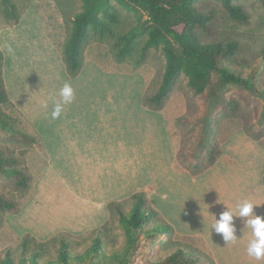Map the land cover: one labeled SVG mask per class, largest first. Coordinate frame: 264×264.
Here are the masks:
<instances>
[{
  "label": "rangeland",
  "instance_id": "obj_1",
  "mask_svg": "<svg viewBox=\"0 0 264 264\" xmlns=\"http://www.w3.org/2000/svg\"><path fill=\"white\" fill-rule=\"evenodd\" d=\"M14 3L19 17L13 24L4 18L0 3L1 70L9 100V104H0V118L34 141L29 143L0 130V149L16 156L19 167L29 176L25 189H17L11 180L0 177V195L18 203L15 212L1 216L0 259L8 249L16 255L25 235L41 242L62 234L70 243L72 256L84 254L96 236L106 252L104 257L84 256L81 261L71 260L68 264H116L109 256L122 252L126 238L123 226L107 207L109 202H123L127 211L129 197L143 191L151 207L167 221L152 201V195L160 188L174 201L165 213L170 219L175 214L180 227L191 228L193 222L197 224L195 205L169 184L182 185L189 196L193 189L190 180L215 166L214 172L219 167L238 165L255 169L254 165H258L256 174L264 186V86L259 88V96L230 84L219 88L224 97L238 100V110L231 115L214 106L216 98L209 92L216 88V79L204 94L194 95L181 75L161 108L149 109L143 106L142 99L158 87L164 59L160 51L149 49L145 59L139 61L144 30L150 25L141 8L125 10L115 3L120 20L113 26L114 32L133 28L139 33L135 50L129 56L118 59L113 38H99L90 31L82 53V67L75 77H70L62 61L61 47L68 37L73 15L81 10L82 0ZM236 3L248 15L245 23L231 20L220 2L202 0L203 11L213 10L215 19L211 32H199V36L204 41H236L235 57L247 63L242 71L244 78L259 86L264 82V6L259 0ZM8 45L14 54H9ZM65 83L71 84L74 99L64 105L60 117L52 119L51 98L62 99L59 92ZM16 99L21 101L23 110ZM208 125L212 128L209 139L220 148L221 155L211 167L193 176V152L202 148L199 141ZM161 131L168 136L166 148L160 139L156 140ZM117 169L130 172L126 176L112 172L117 183L100 185L110 170ZM149 170L152 177L148 180ZM179 178L182 181L175 182ZM126 179L132 180L130 185L136 190L129 189L123 197L112 198L111 192L122 189ZM214 180L196 183L197 198L203 200L211 219L220 209L216 198L229 193L230 187ZM224 204L227 206V202ZM57 245L54 241L40 247L42 258L55 262ZM139 246H143L142 241ZM178 246L209 253L197 235H179L175 231L170 240L163 235L158 237L152 256H162ZM145 258L146 252L139 250L131 264H147Z\"/></svg>",
  "mask_w": 264,
  "mask_h": 264
},
{
  "label": "trees",
  "instance_id": "obj_2",
  "mask_svg": "<svg viewBox=\"0 0 264 264\" xmlns=\"http://www.w3.org/2000/svg\"><path fill=\"white\" fill-rule=\"evenodd\" d=\"M202 0H82L81 10L73 15L68 37L61 47L62 61L70 77H75L82 67V53L92 31L99 38H113V49L118 59L129 56L134 50L139 33L133 28L123 33H115L113 26L119 23L120 17L115 3L125 10L141 8L150 20L144 30L145 39L140 47L139 61H143L149 49L160 51L164 59V69L158 87L143 96V106L159 110L169 97L179 77L186 78V84L194 95L204 94L216 79L215 89L209 93L215 96V108L225 114L234 115L238 110V100L233 96L224 97L219 88L234 85L253 96H259V88L244 78L242 71L247 63L237 59L238 44L234 40L204 41L199 32L210 33L215 19V12L203 11ZM220 2L227 16L236 22L245 23L248 15L236 0H215ZM264 6V0H259ZM3 16L10 23H17L19 14L14 0H0ZM264 61V48L261 51ZM3 53L0 49V104H9L2 79L1 65ZM246 63V64H245ZM244 97V95H242ZM212 119V123H213ZM211 127L205 129L204 138L199 141L200 150L193 152L190 173L198 175L211 167L221 155L220 148L209 139ZM0 130L18 135L31 143L25 133L10 127L0 118ZM210 132V133H209ZM19 159L0 149V177L9 179L17 189H25L29 185L28 174L19 167ZM18 203L0 195V224L4 212H15ZM128 210L123 202L111 201L108 209L117 217L125 231V244L122 252H112L110 260L116 264H131L139 250L146 252L147 264H215L209 253L199 249L175 247L170 252L153 257L160 235L168 240L175 236L171 224L165 221L151 207L143 191L133 193L128 199ZM58 242L55 262L42 258L40 247L50 242ZM143 246H139L140 242ZM70 243L62 234L38 242L25 235L15 255L8 249L0 259V264H68L71 260L81 261L84 256H105L102 240L96 236L84 254L72 256Z\"/></svg>",
  "mask_w": 264,
  "mask_h": 264
},
{
  "label": "crops",
  "instance_id": "obj_3",
  "mask_svg": "<svg viewBox=\"0 0 264 264\" xmlns=\"http://www.w3.org/2000/svg\"><path fill=\"white\" fill-rule=\"evenodd\" d=\"M16 102L17 105L23 110L24 106L21 104V101L19 99H16ZM161 125L162 124H160V126ZM157 129L158 128H156L155 131ZM160 133L161 134L156 140L160 139L162 147L164 145V147L166 148V145H168L169 143L168 136L165 133H162V131ZM254 167L255 169L237 165L231 168L219 167L220 169L216 172H214V168L212 170H207L201 175H198L196 179L190 180V183H192L190 185H193V189L189 192V196H187V191H184L185 187L182 188V185L180 187H172L173 183L169 184V187L175 189V192L177 194H181V197L191 200L195 205L196 209H194L193 212L195 213V211H197V224L193 222L191 228L180 227V223L175 214L172 215L170 219L169 216L165 213V210L168 211L167 207L174 203V201L170 200V197H168V192L165 193L164 190L161 191L160 188H158L152 195V201L155 203V206L158 208L163 217L169 223H172L175 231H177L179 235H197V237L209 250V253L211 254L216 264H264V258L257 260L255 257L250 256L247 252L250 241L254 239V234L251 227H249L244 222L247 219L246 217L242 218L234 216L233 218V223L236 226L235 241H224L222 239V236L216 234L212 227L216 223L217 219H219V215L221 212L230 210L234 214L238 215L240 206L245 202H252L254 205H258L254 206L253 215L264 216V186L260 183L259 175L256 174L258 165H254ZM112 172L123 174L124 176H126V173H129L130 171L127 169H117V171L110 170V174L107 173V179L103 180L100 185L104 186L105 184H111L113 186V184L117 183V181L112 178L113 175H115ZM147 174L148 180L151 179L152 174L150 170L149 172H147ZM119 177L122 178L121 176ZM177 177H184L185 179L189 180L186 176ZM211 178H215V180L213 181L215 183L222 182L223 184L230 186L227 189L229 193H226L223 196L219 195V197L216 198L215 204L218 205L220 209H217L218 214L214 215L212 219L210 217V213L207 214L205 210L203 200L197 198L196 184L198 180L203 179L204 181H211ZM127 181L128 182L122 187V189H114V192H111L112 198L119 199L120 197H123L124 194H126V190L131 189L132 192L136 190L133 184L130 185V182L132 180ZM177 181L180 183L182 180L181 178H179L175 182ZM200 186L202 185L200 184ZM103 190L105 189L103 188L101 190L102 196ZM200 190H202V188ZM225 202H227L228 207L226 206V204H224Z\"/></svg>",
  "mask_w": 264,
  "mask_h": 264
},
{
  "label": "clouds",
  "instance_id": "obj_4",
  "mask_svg": "<svg viewBox=\"0 0 264 264\" xmlns=\"http://www.w3.org/2000/svg\"><path fill=\"white\" fill-rule=\"evenodd\" d=\"M9 54H14V50L11 45H8ZM61 100L57 101L52 99L53 109L51 112L52 119L60 117L65 104L71 103L74 99V90L70 83H65L59 92ZM44 106H48V102L45 101ZM254 205L252 202H245L239 208V213L234 214L230 210H225L220 213L219 219L212 226L216 234L221 235L224 241H235L236 239V226L233 223L234 216L246 217L244 221L253 230L254 239H252L247 248V252L250 256L255 257L257 260L264 258V216L253 215Z\"/></svg>",
  "mask_w": 264,
  "mask_h": 264
}]
</instances>
